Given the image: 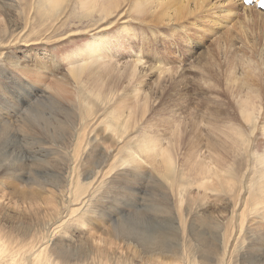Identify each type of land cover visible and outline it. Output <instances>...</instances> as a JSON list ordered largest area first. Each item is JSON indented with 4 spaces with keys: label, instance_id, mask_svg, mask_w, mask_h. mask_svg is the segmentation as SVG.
I'll use <instances>...</instances> for the list:
<instances>
[{
    "label": "rangeland",
    "instance_id": "374dc122",
    "mask_svg": "<svg viewBox=\"0 0 264 264\" xmlns=\"http://www.w3.org/2000/svg\"><path fill=\"white\" fill-rule=\"evenodd\" d=\"M181 1L187 5L190 12L196 11L194 14L197 17L192 13L180 19L174 14L173 8L167 10L168 17L165 11L159 8L153 9L152 12L141 10L142 13H139L134 9L135 3L129 4L127 1L107 16L96 11H85L79 0H65L54 9L51 8L50 0H5L6 5L0 4V16L5 17L8 22L4 29L5 41H0V126L8 123L13 125L14 134L12 131L8 132L9 143L12 145L16 141L14 144L25 157L23 161L26 163V169L16 172L15 177L0 174V197L4 196V199L0 198V204H4V209L0 211V243H4L6 250L11 247L21 251L26 250L25 247H32V239L35 238L31 236L34 233L33 227H36V221H45L36 215L41 216L46 210L40 208L35 213L31 210L25 213L26 210L21 204L15 207L12 205L14 200H9L11 193L30 185L27 181L32 176V171L48 174L53 170L63 181L71 180V185L64 191V201L59 199V209L54 210L53 215L48 217L46 234L49 237L43 245L52 238L59 240L58 243L76 246L82 238L92 232H106L116 219L118 221L128 218V222H131L135 217L146 218L157 227L175 219L180 246L184 242L182 239H185L190 231L200 233V230L202 232L204 229L209 237L208 241L213 242L216 228L212 225L214 221L221 220L219 237L221 236L222 240L224 233L225 239H228L224 242L229 241L224 264L232 263V252H235L236 247L239 249V245L241 261L250 259L245 264H251L260 260L264 264V236L251 238L246 235V239L240 241L242 233L250 230L249 226H254L255 223L264 226V24L257 25L259 22L254 21L255 18L260 19L257 13L264 17V11L257 8L256 1L250 6L245 5L243 0H175V3L178 5ZM148 3L156 4V1L149 0ZM200 3L201 6L195 9ZM155 15L164 18L160 20ZM175 19L177 20L174 21ZM260 21L264 23L263 20ZM126 30L135 33L136 39L143 40L136 42L144 47L134 45L137 43L130 46L120 41L116 47L111 46L119 52L113 59L119 61L120 66L122 63L136 61L137 70L141 69L143 73H147L142 88L144 93L149 92L152 96L150 110L124 133L121 125L104 122L105 118L110 121L111 114L113 111L115 113V100L100 101L99 89L91 91L94 84L91 83L88 88L82 82L76 83V89L71 94L70 107L64 105V108H55L53 99L46 97L50 94L47 84L50 75H69L73 66L84 64L88 44L95 37L102 39L103 46L108 43L114 45L117 41L116 35L122 31L125 33ZM225 36L230 41L227 49L215 51L219 45L216 41L226 44L222 41ZM138 47L141 49L135 51ZM205 56L213 62L208 67L210 75L205 70ZM244 59H251L256 66L250 65L247 68L242 65ZM229 64L232 67H229ZM243 64H246L245 61ZM150 66L153 67L152 70H148ZM32 67L40 70L41 76L45 75L41 82L39 80L40 83L32 79ZM231 75L239 80L229 86L227 80ZM195 82L197 90L192 87ZM123 85L118 95H124V98H120L124 102L128 98L127 102L134 110L131 99L134 98L136 90L131 92L132 81L124 80ZM253 85L262 99L258 101L252 116L254 122H247L240 115L238 100ZM44 90L46 98L38 105L44 116L58 124L66 122L73 115L71 120L75 125L74 132L85 136L79 140L76 137L67 142L63 141L70 153H67L64 145H60L58 141L34 135L33 130L23 126L22 129L19 128L24 122L26 110L31 108L30 106H37L35 101ZM178 92L185 99L189 98L181 110L175 102V94ZM157 97L160 98L157 100ZM165 104L170 106L163 108ZM88 105L94 106L95 109L88 110ZM125 105L129 110V106ZM172 108L176 114L170 111ZM80 127H86L85 131ZM185 130L187 134L191 130V136L182 135ZM223 131L232 133L238 146L235 148V143L229 139L223 141L224 147L221 150L224 151L219 153L225 161L215 160L212 163L208 154H212L214 149L208 146L212 140H226ZM116 132L123 134L121 140L113 138ZM177 134L182 135L175 143L177 148H182L177 149L181 150L176 156L177 163L171 170L163 173L159 159L147 156L143 139L146 137L145 142L150 146L157 144L160 137L162 144L168 146L167 143L174 140ZM93 137H97L94 146H102L104 150L110 149L108 155H103L104 152L88 145ZM192 140L194 144L197 143L199 152L203 154L200 167L203 168L202 174L209 175L206 178L209 184L201 186L202 188L194 171H187L193 166V159L189 158L190 155H185ZM68 141H75L78 146ZM76 149L78 154L74 152ZM64 157L69 161L65 168L60 169L56 162L63 161ZM208 166L211 168L209 173ZM195 168H199L198 164ZM213 172H216V175H213ZM78 178L90 183L91 187L84 188L81 193L80 189L74 187ZM178 185L189 187L194 200L188 225L184 228L180 225V220L185 218L182 212L187 204L178 203ZM17 201L19 202L18 199ZM219 211L222 215L217 214ZM17 215L19 217H16ZM209 223L212 227H209ZM231 226L234 228L231 229ZM240 226L243 228L242 233ZM22 227H25L27 233L30 230L31 234L22 237ZM6 257L5 254L4 260ZM14 259L11 264H30L29 259L25 257ZM132 261L138 263L136 260Z\"/></svg>",
    "mask_w": 264,
    "mask_h": 264
},
{
    "label": "bare ground",
    "instance_id": "6f19581e",
    "mask_svg": "<svg viewBox=\"0 0 264 264\" xmlns=\"http://www.w3.org/2000/svg\"><path fill=\"white\" fill-rule=\"evenodd\" d=\"M2 1L3 2L0 1V4L2 6L6 5L5 0H2ZM63 1H65V0H50V5L52 6L51 8L54 9L56 7H59L63 3ZM79 1L81 3V7L85 11H96L98 14L104 15V16L111 14L114 10L118 9L126 1L129 4L135 3V5H133V6H135L136 8H134V9L136 12H139V13L141 12V10L142 11L148 10L147 12H149V11L152 12L153 9L156 10L157 8H159V9L164 10L166 16L168 17L169 12L167 10L169 8L170 9L173 8L172 10L175 11L174 14L176 16H178V18H180V19H182V17H186L189 14L192 15V13H193V12H190L188 10L187 5L183 1H181L180 4L177 2L178 3V5H177L175 3V0H173V1H167V0L166 1H160V0H158L159 2H157V0H155L156 4L155 3H153V4L148 3L149 0H145V1L144 0H135V2H134V0H79ZM151 2H152V0H151ZM199 6H201V3L197 4V6H195V9L199 8ZM247 10L251 11L248 8H247ZM105 13H106V15H105ZM194 13H196V11ZM194 13H193V15H196ZM257 15L260 17L261 20L264 21L263 16H260L258 13H257ZM140 16L141 15H139V18H140ZM166 16H165V18L167 19ZM171 17H169V18H171ZM196 17H197V15H196ZM152 18H153V16H152ZM156 18L162 20L164 18V16H162V18L156 16ZM200 18H201V16H200ZM171 19H169V20H171ZM194 19H195V17H194ZM260 19H256V18L254 19V21L256 23L259 22L257 25L264 24L260 21ZM176 20L177 19H175L174 21H176ZM156 21L157 20L155 19V22ZM146 22H147V20H146ZM150 23H152V22H150ZM7 24H8L7 19L3 16H0V41L1 42L5 41V38H3V37H4V33L6 32L4 29L6 28ZM259 29L257 28V30H259ZM202 31H203V29H202ZM257 33H258V31H257ZM262 35H263V32H262ZM244 36H245V34H244ZM255 36H257V35H255ZM258 36H259V34H258ZM116 37H117L116 38L117 41L115 42L114 45L110 44V43H108V44L106 43L107 45H105V46H103V44H102V39L95 37V39H93V41L90 44H88L89 47L87 46L88 49L86 50V53H87L86 62H84V64L79 65V66H75V67L73 66L69 71V75L62 74L61 76H55L54 74H51L50 77L46 75L47 78L49 77V79H48L49 82L47 84H48V89L50 92L49 96H46V97H47V99H53V101L55 103L54 104L55 108H58V107L64 108V105H67L70 107L71 106V103H70L71 94L76 89V83L82 82V83L86 84L88 86V88H90L91 83H93L94 85H93V88L91 89V91H94L96 88L99 89L98 98L100 101L106 102V101L115 100V102H114L115 113L113 111V113L111 114L110 121L106 120V118H105V121L104 120L103 121L106 123H110V124L115 123L117 125H121L122 131L125 133L129 130V128H131L133 125H135L137 123L138 119H141L144 116L146 111L150 110V101H151L152 96L149 92L144 93V90L142 88V83H143L144 77L147 75V73L146 72L143 73V71H141V69L137 70L136 67L138 64L136 61H131L128 63H122V65L120 66L119 65L120 62L113 59V57H116L119 54V52L116 49L113 50L112 47L113 46L116 47L120 41H121L120 43H122V44L128 43V45L133 46V44L137 43L136 41L138 40L135 38L136 34L129 31V30H126L125 33H124V31H122V33L116 35ZM219 38H220V36H219ZM218 40H220V39H218ZM139 41H143V40H138V42ZM222 41H225L226 44H223L222 42H221L222 44H220L219 41H216L219 45L217 44L218 46L216 47L215 51L220 52L221 50H223V48L227 49V45L230 44L229 38H227V36H225L222 39ZM247 41L248 40H246V42H245L246 44H247ZM174 42L175 41H173V43ZM134 45H137L141 48L144 47V45H139L138 43L134 44ZM139 47H138V49H135V51L141 49ZM207 48H208V46H207ZM208 52H210V51H208ZM243 52L244 51H242V53ZM86 53H85V55H86ZM192 57H194V56H192ZM237 57H238V55H237ZM204 58H207L205 61V67H206L205 70L208 73L207 72L206 73L210 75V73L208 71V67H209L210 63L213 64V62L210 61V58L208 56H205ZM250 60L244 59L242 61V65H245L247 68H249L250 65L256 66V64L254 65V63H252V61H250ZM244 61L246 64H243ZM228 66L232 67V65H230V64ZM245 66H244V68H245ZM22 68H23V66H22ZM152 69H153L152 66L148 67V70H152ZM29 70H31V69H29ZM32 71H33V73H32ZM32 71L30 72V75L32 74V77H33L32 79H34V81H36V82L37 81L39 82V80L41 82V79L45 75L41 76L42 74L40 75V72H39L40 70L37 71L34 69ZM42 71H43V69H42ZM51 72H52V70H51ZM160 73H162V72H160ZM177 76L175 78L176 82L178 81ZM183 77H184V75H183ZM180 78H181V75H180ZM210 78H211V76H210ZM29 79L30 78H28V80ZM124 80H128V82L132 81V91L131 92H134L136 90L135 93L133 94L134 98L131 99L133 104H134V107H133L134 110H132L130 108L131 106L127 102L128 98L124 102L123 99L122 100L120 99V98H124L123 97L124 95L122 97L118 95V92L120 90L122 91V89L124 87V85H123ZM238 80L239 79H237V78L235 79L234 76L231 75V77L227 80V84L230 86L232 82L235 83ZM212 81H214V78ZM171 83L174 84L173 81H171ZM45 84H46V82H45ZM171 87L173 88L174 86H171ZM192 87H195L194 90H197V83L195 82ZM34 89H36V88H34ZM182 90H184V89H182ZM152 94H154V93H152ZM45 95H46V92L44 90L43 94L41 96L37 97V99L35 101L37 106H30L31 108L27 109L28 111L26 110L24 122L21 123L22 125L21 124L19 125V128L22 129V126H23L24 128H27L29 130H33L34 135L43 136V137L49 139L50 141H58V142H60V145H62V146L64 145L65 151L67 153H70V150L66 149L67 146H65V143L63 141L66 140L65 142H67V140H73L76 137H77V140H79L81 138H84L85 136L82 134H79L77 132H74V126L75 125L71 120L73 118V115L71 117H69L66 122H64V123L60 122L58 124H57V122L50 121V119H47V117L44 116L42 109L40 107H38V105L43 99L46 98ZM175 96H176V98H175L176 105L178 104V106H179L178 109H180L182 107V105L185 106V103L187 101H189V98L185 99L181 95L180 92L176 93ZM27 98H28V96H27ZM38 98H42V99L38 100ZM159 98L160 97H157V100ZM260 99H262V98L259 97V94H258L255 86L253 85V87L248 92H246L244 94V96L241 97V99L238 100V103L240 102L239 112H240L241 117L245 121L251 122L253 120L252 116L255 113V109L257 108V104H258V101ZM28 100H29V98H28ZM124 103L129 106V110L127 108H125L126 105ZM27 104H29V103H27ZM202 104H203V102H202ZM166 106L169 107L170 104H165L163 106V108ZM13 107H15V106H13ZM90 109H95V107L88 105V110H90ZM57 110H59V109H57ZM170 111L172 113L176 114V112L173 110V108ZM9 112H10V110H9ZM67 114H68V112H67ZM8 116H9V114H8ZM253 122H254V120H253ZM27 124H30V125L27 126ZM83 125L85 126L86 123H84ZM12 126L13 125H10V123L2 124L0 126V174L15 177L16 172H21V171H24L26 169V166H25L26 163L23 161V160H25V157L22 156L21 152H19V148L16 147L14 144V142L16 143V141H14L12 145L9 143L8 132L11 133V131H12V134H14V132H13L14 127H12ZM176 126H178V125L176 124ZM80 129L85 131L86 127H80ZM186 131L187 130H185V133L183 131L182 135L191 136L192 131L188 130L189 134H187ZM223 133L225 135L226 140L224 138H222V139L219 138L218 141L212 140L211 144H209V146H208V147L211 146L214 149L212 154H211V152H210V155L208 154L212 163H214L215 160H222L223 162L225 161V158L221 157V155H220L221 153H219V152L224 151V150H221V148L224 147V142L228 141V139L235 143V148L238 146L236 137L234 135H232V133H229V132L225 133V131H223ZM122 135L123 134L116 132V133H114L113 138H118L119 140H121ZM182 135L179 136L177 134L174 137V140H170V143H167V144H169L168 146H165L162 144V142H161L162 138H160V137L157 140V144H151L150 146L148 144H146V142H145L146 137L143 139V148H144L147 156L151 157L152 159H154V158L159 159L160 168L163 170V173H165L168 170H171L172 167L177 163V161H176L177 157L176 156L181 151V150L177 151V149L178 148L182 149V148L181 147L177 148L175 146V143H176V140H178V137L182 138ZM224 135H223V137H224ZM96 138L97 137L91 138L88 145L90 144V146H94L93 144L96 141ZM242 140H243V133L241 132L240 133V141H242ZM208 141H209V139H208ZM214 141H215V143H214ZM68 143H70V142L68 141ZM70 144H72L74 146H78V143L75 141H73ZM180 144H181V142L179 143V145ZM188 145H190V146L188 147L187 153L185 155H187V156L190 155L189 158L193 159V161H191L193 166L190 169H188L187 171H189V170L194 171L195 175L198 176L197 182L200 185V188H202L201 186L205 187L207 184H209L208 180H206V178L209 175L207 173L202 174L203 168H200L201 162H202L201 157H203V154L199 152L200 151L198 149L199 146H197L196 142L194 144V140H192L190 142V144H188ZM94 147L97 149V151L104 152L103 155H108V152L110 151V149L104 150V148L102 146H94ZM185 148H187V146ZM74 152L76 154H78V149H76ZM189 158H188V160H189ZM67 161H69L68 158L64 157L63 161H59L56 163L59 166V168L62 169L61 167L65 168ZM189 163L190 162H188L187 164L189 165ZM197 164H198L199 168H195V167H197ZM207 168H208L207 172L209 173V170H211V168L209 166ZM191 171H189V172L192 173ZM160 173H162V172H160ZM213 175H216V172H213ZM262 177L264 178V175ZM205 181H207V182H205ZM77 182H79V183L77 184ZM27 183L30 185H28L27 187H21V188H18L17 190H14L11 193V196L9 195L10 196L9 200H14L13 204H12V205H14V207H15V205L21 204L24 207V209L26 210L25 213H29L30 210L35 213V211L39 210L40 208L46 209L43 215H41V216L36 215L37 218L45 219V221H36V227H33V232H34L33 234L29 233V232H31L30 230L28 231L29 234L26 232V230H25L26 226L22 227V229L20 230L22 237L29 236L30 234H31L32 238L35 237L34 239H32L34 241L33 246L28 247V248L25 247L24 249H26V250H23L20 248L21 251H18V249H13L11 247H9L6 250V248L3 246L4 243L1 242L0 243V264H11V262L15 261L14 258L17 259L19 257H22V258L25 257L26 259H29L30 264H224V261L226 260L227 249H228L227 243L229 244V241L224 242V240L227 239V238L225 239L224 233H223L222 240L220 239L221 236L219 237V233H221L220 230L222 227V223H221L222 221L221 220H218V222L214 221V225H212L216 228L214 231V233L216 235L215 241H213V242L208 241L209 237H208V235H206V232L204 229V230H202V232L200 230V233H193L192 231H190L188 233V235L186 236V238L182 239V240H184V242H183V244H181L182 246H180L181 241H180V238L178 235V230H177L178 227L175 224L176 223L175 219L169 220L168 222H165L167 224H160V226L157 227L156 225L152 224V222L150 220H147L146 218L135 217L134 220L131 222H128V218H126V219L123 218V219L118 220V221H116L117 220L116 219L112 222L113 223L112 226L110 228L108 227L109 229L106 232H103V231H102V233L101 232L100 233L99 232H95V233L92 232L87 237L82 238L81 241H79V243L76 246H70L68 244H61V243H58L59 240L57 241V240H54L52 238L51 239L49 238L46 241V244L43 245L45 243L44 241L49 237L46 234V232L48 231L46 229V227L49 225L48 224L49 222L47 223L48 217L53 215L54 210L59 209L58 204H60V200L65 199L64 191L69 189V187L71 185V180L65 181V179H64V181H63L62 179H60L58 176H56L54 174L53 170H50L48 174H46L45 172L40 173L38 171H36L34 173L32 171V176L29 177V181H27ZM74 187H76L77 189H80L81 193H82V190L86 187H91V184L88 182L86 183L83 180L78 178L74 184ZM177 191L180 192L178 194L180 196L178 203L180 205L182 203L187 204L186 209L183 210V212H182V215L185 216V218L180 220V225L183 226V228H184L186 225H188V222H189L188 218L191 216V211L193 210V208H191V207H192V205H194V203H193L194 200H193V197H191L189 187H187L186 185H178ZM5 196H6V194H5ZM15 197H17L19 202L17 201V199ZM185 197H186V199H185ZM0 198L4 199V196H2ZM164 199L165 198H163V200ZM256 204L257 203H255V205ZM3 205L4 204H0V211L4 209ZM9 205H11V204H9ZM217 214L222 215L221 211H219ZM24 215H26V214H24ZM16 217H19V216L17 215ZM217 218L218 217H216V219ZM102 224H104V223H102ZM210 225L211 224L209 223V227H212ZM189 227L190 226H188V228ZM232 228H234V227L231 226V229ZM242 229H243L242 226H240L241 233H242ZM249 229L250 230L244 231V233H242V237L240 238V241L241 240L244 241L247 237L246 235H250L251 238H254V237L257 238V235H259V237H260V235H261V237L264 236V226L259 224V223L258 224L255 223L254 226H252V225L249 226ZM25 233H27V234H25ZM23 234H25V235H23ZM243 241H241V242H243ZM80 242H81V244H80ZM238 243L240 244L239 241H238ZM19 247H21V246H19ZM239 247H240L239 249H237V247L234 248L235 252H232L234 254L231 255L232 258H230V260L232 261L231 264H239V263L243 264V262L245 264L248 260H250V259L246 258L247 260L241 261L242 259L240 258V255H239V253L241 251L240 250L241 246L239 245ZM29 248H31V249H29ZM31 250H33V251H31ZM126 253H129L130 255H127ZM5 254L7 256L6 260H4ZM132 259L136 260L138 263H134L135 261L133 262ZM23 261L25 262V260H23ZM238 261H240V262H238ZM24 262H22V263H24ZM251 264H262V262L260 260H256L255 263H251Z\"/></svg>",
    "mask_w": 264,
    "mask_h": 264
}]
</instances>
